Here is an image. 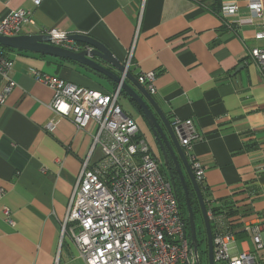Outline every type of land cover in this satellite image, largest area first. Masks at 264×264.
I'll use <instances>...</instances> for the list:
<instances>
[{
	"label": "crops",
	"instance_id": "0c3cea01",
	"mask_svg": "<svg viewBox=\"0 0 264 264\" xmlns=\"http://www.w3.org/2000/svg\"><path fill=\"white\" fill-rule=\"evenodd\" d=\"M229 1L236 2L238 11L223 17L222 3ZM248 3L43 0L34 7L29 0H0V19L19 9L29 11L32 23L23 35H41L42 29L55 28L68 35L90 36L123 65L132 50L129 71L133 76L150 71L157 75L156 93L150 96L162 115L171 124L175 118L191 119L201 135L190 153L205 168L199 186L207 210L215 208L211 226L213 220L221 223L235 235V253L251 252L264 264L260 257L264 247L256 251L250 235L242 230L245 224H253L264 232V79L248 57L251 49L264 48V38L256 37L264 30V13L253 18ZM224 23L238 25L228 30ZM76 45L81 50L86 47ZM2 51L14 61L16 86L0 108V264H54L58 250L59 264H83L69 238L64 237L60 245V224L96 126L90 122L85 130H78L70 119L57 118L49 108L52 91L35 81L29 69L105 93L116 85L68 60ZM128 100L143 118L138 106ZM125 116L136 122L133 115ZM50 121L55 122L54 128L46 131ZM138 133L142 136L139 128ZM100 158L97 148L91 161ZM157 158L170 180L161 153ZM169 166L179 183L170 159ZM188 186L191 202L194 197L192 209L199 212ZM4 207L11 213L13 227L3 217Z\"/></svg>",
	"mask_w": 264,
	"mask_h": 264
},
{
	"label": "built area",
	"instance_id": "2783aa9c",
	"mask_svg": "<svg viewBox=\"0 0 264 264\" xmlns=\"http://www.w3.org/2000/svg\"><path fill=\"white\" fill-rule=\"evenodd\" d=\"M43 0H29L38 7ZM250 13L259 19L264 13V0H248ZM236 2L222 3L223 17L236 14ZM32 13L23 9L10 12L0 19V36L22 35L25 27L32 23ZM233 24H226L233 30ZM41 35L49 43L69 51L79 52L76 43L68 41L67 33L58 29H42ZM264 38V30L256 34ZM132 50L124 63L129 70ZM251 62L258 66L264 79V48L251 49ZM14 61L0 49V108L16 86L12 78ZM35 81L52 91L49 106L57 118L70 119L78 130H85L90 122L96 126L92 146L84 158L66 215L60 224V245L64 237L76 247L78 258L83 264H200L198 249L191 244L188 221L181 210L176 191L161 171L159 158L155 157L146 140L138 133L133 118L122 113L119 104L121 84L112 92L105 93L78 87L60 78L41 74L29 69ZM137 82L149 95L156 93L154 71L139 72ZM55 122L44 127L52 131ZM184 151L195 181L201 185L205 168L190 153L192 145L201 141L191 119L175 118L171 124ZM101 158L91 161L95 149ZM2 194L0 193V196ZM2 214L13 227L11 213L7 207ZM208 216L213 219L211 210ZM213 264H261L251 252L235 253V235L213 220ZM212 224V223H211ZM256 251L264 247L263 228L245 224ZM54 264H59V250Z\"/></svg>",
	"mask_w": 264,
	"mask_h": 264
},
{
	"label": "water",
	"instance_id": "95a60500",
	"mask_svg": "<svg viewBox=\"0 0 264 264\" xmlns=\"http://www.w3.org/2000/svg\"><path fill=\"white\" fill-rule=\"evenodd\" d=\"M68 41L81 43L86 47L73 52L49 43V38L45 35H19L15 37L0 36V46L17 51H26L34 54L68 60L78 66L90 70L97 76L103 77L115 85L121 84V91L125 93L140 109L161 153L163 166L170 170L169 159L178 176L181 185L188 221V230L191 244L195 252L198 249L196 239V225L194 221V211L192 209L189 184L196 196L200 208V217L206 236V250L208 264H213V241L211 233V222L208 216L206 203L203 199L199 184L195 181L189 163L182 151L177 136L172 130L171 123L162 115L156 107L152 97L140 85L133 74L125 68L112 52L96 39L83 34H69ZM242 68V65L237 68ZM158 117V118H157ZM184 168L189 184L186 181ZM170 182L175 190V179L170 174Z\"/></svg>",
	"mask_w": 264,
	"mask_h": 264
},
{
	"label": "rangeland",
	"instance_id": "374dc122",
	"mask_svg": "<svg viewBox=\"0 0 264 264\" xmlns=\"http://www.w3.org/2000/svg\"><path fill=\"white\" fill-rule=\"evenodd\" d=\"M105 83H106V85H108V88H109L108 82H105ZM119 104L122 107L123 114H125V115L130 114V115H133L135 117L141 135L147 140L148 144L150 145V148H151L153 155L155 157H158V153H160V152L158 150V146L156 144V141H155L146 121L138 115L137 110L134 108L133 105H131L129 103L128 98L122 94L119 96ZM175 187H176V189H175L176 193H178L180 196V194L182 192L181 185L177 182V185L175 183ZM182 206H183V204L181 203V210H182V212H184L185 206L183 208H182ZM185 215L186 214L184 213V216ZM204 237H205L204 226L202 225L201 222H198L197 223L196 239H197L198 252H199V257H200V264H208V259H207V255H206L207 254L206 242L204 240ZM236 244L238 247L239 242H237ZM260 257L262 258V260H264V249L260 252ZM257 261L259 263H261L260 260H257Z\"/></svg>",
	"mask_w": 264,
	"mask_h": 264
},
{
	"label": "trees",
	"instance_id": "16d2710c",
	"mask_svg": "<svg viewBox=\"0 0 264 264\" xmlns=\"http://www.w3.org/2000/svg\"><path fill=\"white\" fill-rule=\"evenodd\" d=\"M0 49L1 50H4V51H7V50H9V51H12V49H8V48H4V47H1L0 46ZM132 101V100H131ZM133 102V101H132ZM200 189H201V193L203 192V190H202V188L200 187ZM177 194V193H176ZM203 194V193H202ZM177 197H178V195H177ZM180 198H181V202H182V204H183V206H182V208L185 206L184 205V199H183V195H182V193L180 194V196H179ZM196 202V201H195ZM193 203L194 202H191V204H192V207H193ZM211 210V212H212V214H213V216L215 217V208H211L210 209ZM200 212V211H199ZM183 213H186V210H185V207H184V212ZM201 219V218H200ZM201 223H202V225H203V221H202V219H201ZM204 240H205V242H206V236L204 237Z\"/></svg>",
	"mask_w": 264,
	"mask_h": 264
},
{
	"label": "flooded vegetation",
	"instance_id": "af4514ba",
	"mask_svg": "<svg viewBox=\"0 0 264 264\" xmlns=\"http://www.w3.org/2000/svg\"><path fill=\"white\" fill-rule=\"evenodd\" d=\"M172 167L170 168V172H171V174H172ZM173 175V174H172ZM176 185H177V182H176ZM175 189H176V187H175ZM177 195H178V201L180 202L181 201V198L179 197V194L177 193ZM192 201L194 202V197H193V195H192ZM195 204V203H194ZM200 212H198L197 210H195V212H194V221H195V225H196V232H197V223L198 222H201V217H200V214H199Z\"/></svg>",
	"mask_w": 264,
	"mask_h": 264
}]
</instances>
